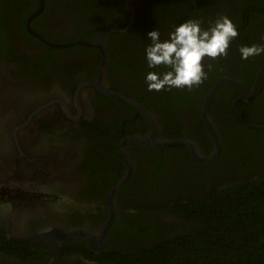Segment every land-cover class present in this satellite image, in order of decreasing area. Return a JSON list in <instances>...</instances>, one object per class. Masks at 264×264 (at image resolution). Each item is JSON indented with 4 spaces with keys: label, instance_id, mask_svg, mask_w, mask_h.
I'll use <instances>...</instances> for the list:
<instances>
[{
    "label": "flooded vegetation",
    "instance_id": "af4514ba",
    "mask_svg": "<svg viewBox=\"0 0 264 264\" xmlns=\"http://www.w3.org/2000/svg\"><path fill=\"white\" fill-rule=\"evenodd\" d=\"M1 1L4 5L0 7L3 33L0 32V248L9 244L3 239L15 244L0 249V264H48L52 258L50 248L26 239L40 231L82 229L98 237L108 219L111 203L113 221L106 242L93 249L84 238L57 239V264H113L103 260L101 254L115 252L124 261H131L128 254L155 247L151 240L156 238L148 239L138 232L146 230L147 222L183 224L170 212L153 208L159 203L173 204L169 196L173 185H168L167 190L166 185L157 187L156 172L152 170H162L168 181L176 173L174 178L178 182L189 178V184L195 169L192 162L180 159L185 153L181 149L177 153L158 151L181 145L143 147L124 141L147 138L151 127L144 119V122L134 120L136 108L127 103L132 110L116 95L129 91L146 109L151 103L155 105L151 110L159 120L155 124L156 140L167 139L171 130L179 129L185 134L190 129L191 137L198 138L204 149L207 146L200 133L192 128L193 121L183 123L169 111L170 104L163 98L169 92L148 91L142 74L140 80L132 79L130 69L122 65L133 62L142 72L149 70L141 52L148 41L145 34L151 30L145 26L146 14L154 11L153 18L168 15L161 8L147 6L148 0L134 1L136 10L141 12H135L131 21L126 12V9L129 11L127 0H43L39 12V0ZM159 24L157 29L164 31L161 37L165 36L169 22ZM149 26L156 27L153 23ZM104 31L109 34L104 35ZM247 35L248 41L251 34ZM100 36H104L101 50L79 43L80 40L93 42ZM254 36L264 45V20ZM236 47L233 42L231 48ZM255 57H249L242 64L237 62L236 68L230 71L236 76H221L231 77L246 88L252 86L264 64L251 68ZM204 59L203 63L206 61L208 65L209 61ZM229 88L222 97L224 101L230 99V106H220L217 114L213 113V120L207 110L217 132L226 131L236 137V143L230 144L228 134L223 133L225 151L232 152L236 146L247 151L246 143H251L255 150L264 149V84L255 95V103L251 102L246 109L239 101L237 107L232 105L237 93ZM200 107V122L205 129ZM122 140L121 152L133 164L135 172L132 170L127 182L111 198V189L127 174L128 167L117 153ZM159 154L165 156L166 165ZM119 165L125 167L124 175ZM255 166H259L258 157L254 160ZM81 176L87 179L79 180ZM191 188L186 185L180 193ZM173 192H177V184ZM189 226L191 223L185 222V227ZM130 227L132 231L137 229L133 236L125 231Z\"/></svg>",
    "mask_w": 264,
    "mask_h": 264
},
{
    "label": "trees",
    "instance_id": "16d2710c",
    "mask_svg": "<svg viewBox=\"0 0 264 264\" xmlns=\"http://www.w3.org/2000/svg\"><path fill=\"white\" fill-rule=\"evenodd\" d=\"M153 1L148 0L147 6L154 9L155 7L161 8L168 16L162 15L163 17L153 18L152 14L154 11L146 14L145 26L148 30L149 28L157 29L161 21L169 22L167 31L165 32L168 33L173 24H179L186 19H198L202 27H207L209 22L219 15H227L237 26L239 35L231 42L227 56L218 57L215 60L206 57L209 64H211L210 70L206 68L208 73L207 79L199 86L191 89L173 88L171 90H164L170 93L167 97L163 94L165 102H169L170 104L169 111L174 112V115L183 123L190 120L193 121L192 128L200 133L207 146L205 150L202 143L198 142V138H192L190 129L185 134H181V130L179 129L176 132H172L171 130L167 139L178 138L182 135L180 138L191 139L198 146L202 154L207 156L210 154L213 146L209 135L200 122V104L204 94H206L208 88L217 78H220L221 75L232 74L230 71H233L232 67H235L237 62L241 64L246 62V60L240 58L238 52L240 45H263L259 39L257 41L254 33H256L258 25H261L264 20V0ZM3 5L4 3L0 0V7ZM126 12L128 15L129 11L127 9ZM137 12H141V10H137ZM150 23H153L156 27H150ZM159 32L161 34L164 33L163 30H159ZM249 33L251 35H249L250 39L247 41L246 38ZM166 36L167 34L161 38H165ZM233 42L237 45L235 50L231 48ZM147 43H149V40L141 47L143 56L144 46ZM262 62H264V54L256 56L254 61L251 62L250 67L256 69ZM108 64L110 65L111 63ZM204 64L206 65V61ZM122 65L130 69L132 79L138 77L137 79L140 80L141 74L144 77L145 73L138 69L133 62ZM240 82L243 83L242 79ZM243 84L245 85V83ZM250 87L247 86V88ZM228 90H230L229 86H221L212 100L209 107L212 120L215 115L213 113L216 112L217 114L220 106H230V99L228 98L224 101V97H222V94L227 93ZM124 95L132 96L130 98H135V101L138 100L132 92L126 91ZM187 98L189 101H187ZM255 98L249 99L246 102L239 101V105L246 109L253 104L251 102ZM137 102L153 118L155 124L158 125L159 120L156 119L155 112L151 110L155 108V105L151 103L146 109L141 101L138 100ZM124 104L128 105L127 103ZM188 105L193 107L188 109ZM129 107L134 110L132 106ZM132 118L144 122L137 112ZM170 119L173 121L174 118L171 117ZM245 119L250 122L248 117ZM239 123L241 125L240 121ZM147 128L148 126L145 132L148 130ZM125 130L124 132L126 133ZM218 133L222 138L220 154L214 162L207 165L194 161L189 155L188 149L181 146H170L158 150L159 152L171 150L177 153V150L181 149L185 153H182L180 159L183 162L188 161L193 163L195 172L191 176L189 184L187 182L189 178L183 182H178V178H174V176H177L176 173H173L172 180L168 181L167 176L162 170H152L156 172L154 180L158 183L157 187L166 185L167 190L168 185H173V188H169V196L173 204L163 205L159 203L158 205L155 204L153 208H160L164 212H170L178 217V220L182 221L183 224L174 221L172 224L171 222H159V224L152 225L147 222L144 225L146 230L143 229L138 232L142 233L140 236L148 239L156 238V240H151L155 243V247H146L135 253L128 254L127 256L131 261H124L121 259L122 255L117 252L101 254L103 260L113 264H264V159L262 158L264 156V149L255 150L254 146L251 143L247 144V140H245L246 144L244 147L247 151L236 146L232 152L227 153L225 151V147L227 148V146L225 135H223L224 132L220 130ZM224 134L228 133L225 131ZM232 135L228 134L230 144L231 142L236 143V137ZM240 150L243 152L241 153ZM254 153L255 155H253ZM159 155L162 160H165L164 164L166 165L165 156ZM256 157L259 158L258 168H256L257 166L253 167ZM120 166L123 168L121 173L124 175L126 172L125 167ZM133 172H135L134 169ZM81 177L79 180L83 181L87 179L86 177ZM132 178L133 174L130 181ZM176 184L178 193L173 192ZM186 185L192 186V188L186 193H180ZM151 192L154 193L155 190ZM164 200L165 203H168L167 198H164ZM115 217H119L116 212ZM185 222L191 223V226L185 227ZM176 229L177 232L174 233ZM135 230L137 229L135 228L132 231L131 227L125 229L132 236L136 234ZM3 240L9 242V244L5 243L0 249H4L5 247L10 248V246L15 244L12 240Z\"/></svg>",
    "mask_w": 264,
    "mask_h": 264
},
{
    "label": "clouds",
    "instance_id": "9594fccd",
    "mask_svg": "<svg viewBox=\"0 0 264 264\" xmlns=\"http://www.w3.org/2000/svg\"><path fill=\"white\" fill-rule=\"evenodd\" d=\"M145 35L149 43L144 46V57L149 70L144 81L148 91L158 92L199 86L207 79L206 68L211 69V64L202 63L204 58L227 56L239 33L227 15H219L207 27H202L198 19H186L173 24L165 38L155 28ZM238 52L242 60H247L264 54V45H240Z\"/></svg>",
    "mask_w": 264,
    "mask_h": 264
},
{
    "label": "water",
    "instance_id": "95a60500",
    "mask_svg": "<svg viewBox=\"0 0 264 264\" xmlns=\"http://www.w3.org/2000/svg\"><path fill=\"white\" fill-rule=\"evenodd\" d=\"M134 1L135 0H127V7L129 8V12H128L127 17H129L130 21L133 20L135 12H137L136 3ZM39 4H40V7H39V10H37L38 12L42 9V5L44 4V1L39 0ZM103 33H104V35L109 34L108 31H104ZM103 38H104V36L103 37L100 36L98 38V40L93 41V42L86 41V40H80L79 43H83V44H86V45H89V46H92L94 48L101 50ZM263 84H264V64L259 68L257 75L254 78V83L250 88H246L241 83L236 81L235 79H233L231 77H225V76L216 79L211 84V86L208 88V91L203 96V100H202L201 107H200L201 119H202L204 126H205V129H206L207 133L209 134V136L212 140V143H213V151L208 156H204L201 153V151L199 150L198 146L193 141H190L188 139H181V138H179V139H175V138L166 139V138H164V139L156 140L154 137V133L156 131L157 126L155 125V121L153 120V118L149 114H147L143 110V108H141L142 106H140L137 101L133 100L129 96H126L122 93L121 94L118 93L116 96L119 97L120 99H122L123 101H125L126 103L132 105L134 108H136L139 115L144 120H146V122L151 127V132L149 133L147 138H145V139L126 138L127 140H124V141L131 142V143H134L136 145L143 146V147L144 146H147V147H151V146L165 147V146H169V145H181V146L186 147L190 151L192 157L196 161H198L200 164L211 163L212 161H215V159L219 156V151L221 149V141H220V137H219L217 130L214 128L213 124L211 123L210 119L208 118L207 110L210 107L211 102L214 99L215 95L217 94L218 90L220 89L221 86H224V85H228V86L232 87L235 90V92L237 93L236 97L232 101V105L237 107L238 101H243V100H246L248 98L255 97V95L262 88ZM93 85H95L96 87H99L98 83H95ZM99 90H101V89H99ZM102 92L108 93L111 95L114 94L110 90H105ZM122 144H123V140L121 143L119 142V144H118L117 153L125 161V164L128 167L127 168V174L120 182H118L111 189V192L109 194L111 198L116 193V191L127 182V180L129 179V176L131 175V172L133 170V164L131 162H129L127 157L124 154H122V152H121ZM111 206H112V203L109 206L108 219L104 223L98 237H95L92 233H89V232L84 231L82 229L67 231V230L62 228L60 230L59 229L48 230V232L40 231L38 233L33 234L32 236L31 235L28 236L26 239L36 240L39 243H41L45 246H48L52 252V258L48 264H57L58 258H59V255L57 254L58 247L55 244V241L57 239L77 240L80 238H84L86 240L87 244L93 249H94V247H97L99 245H103L106 242L108 230H109L110 225L113 221L112 220L113 219V210L111 209Z\"/></svg>",
    "mask_w": 264,
    "mask_h": 264
}]
</instances>
